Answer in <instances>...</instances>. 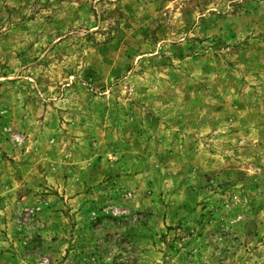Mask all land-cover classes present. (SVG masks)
<instances>
[{
	"label": "rangeland",
	"instance_id": "1",
	"mask_svg": "<svg viewBox=\"0 0 264 264\" xmlns=\"http://www.w3.org/2000/svg\"><path fill=\"white\" fill-rule=\"evenodd\" d=\"M0 264H264V0H0Z\"/></svg>",
	"mask_w": 264,
	"mask_h": 264
}]
</instances>
